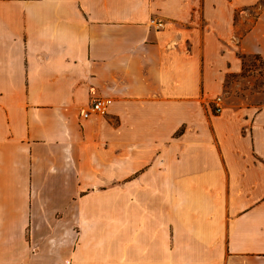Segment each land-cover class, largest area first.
Returning <instances> with one entry per match:
<instances>
[{
	"label": "crops",
	"instance_id": "obj_1",
	"mask_svg": "<svg viewBox=\"0 0 264 264\" xmlns=\"http://www.w3.org/2000/svg\"><path fill=\"white\" fill-rule=\"evenodd\" d=\"M4 194L0 263L264 264V0H0Z\"/></svg>",
	"mask_w": 264,
	"mask_h": 264
},
{
	"label": "rangeland",
	"instance_id": "obj_2",
	"mask_svg": "<svg viewBox=\"0 0 264 264\" xmlns=\"http://www.w3.org/2000/svg\"><path fill=\"white\" fill-rule=\"evenodd\" d=\"M151 21H157V20L149 21L150 26L157 29L155 25L151 23ZM241 34H242V31L239 32V35ZM236 55H237V58H238V61L241 67L240 72L236 74L228 75L227 84L225 86L226 88L224 90V95L218 96L210 102V105L213 106V112L215 114H219L221 110L225 108L226 106H240L242 104H247L248 100L251 99V97L252 99H254L253 96H255V92H258L259 89L261 88L262 67H261V62L259 61V59L257 57L256 58L248 57L246 54H243V53H236ZM103 99H107V98H103ZM217 99L219 100L218 104L220 108V111L218 113H216L215 107H214V102H216ZM111 105H112V101H111ZM109 109H108V112H109ZM107 114L104 116L95 115L92 117L102 118V117L107 116ZM7 195L8 194H4L3 197H0V205L7 207V205L11 204V199ZM0 236L2 237L4 236L5 241H6V243H4L2 246L1 254L11 256V230H7V231L0 230ZM26 237H27V234L25 233V238ZM0 264H10V263L6 262V263H0Z\"/></svg>",
	"mask_w": 264,
	"mask_h": 264
},
{
	"label": "built area",
	"instance_id": "obj_3",
	"mask_svg": "<svg viewBox=\"0 0 264 264\" xmlns=\"http://www.w3.org/2000/svg\"><path fill=\"white\" fill-rule=\"evenodd\" d=\"M153 25L158 29L163 28V23L161 21H151ZM219 100L217 99L216 102H214V107L216 113L220 111L219 108ZM111 105V100L109 99H103V98H93L89 102V105L86 109L82 110L79 114V117L83 120L88 119L92 116H104L107 114L108 109Z\"/></svg>",
	"mask_w": 264,
	"mask_h": 264
}]
</instances>
